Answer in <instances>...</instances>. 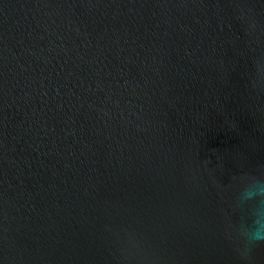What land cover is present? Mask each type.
Masks as SVG:
<instances>
[{
  "label": "water",
  "instance_id": "95a60500",
  "mask_svg": "<svg viewBox=\"0 0 264 264\" xmlns=\"http://www.w3.org/2000/svg\"><path fill=\"white\" fill-rule=\"evenodd\" d=\"M264 0H0V264H264Z\"/></svg>",
  "mask_w": 264,
  "mask_h": 264
},
{
  "label": "clouds",
  "instance_id": "9594fccd",
  "mask_svg": "<svg viewBox=\"0 0 264 264\" xmlns=\"http://www.w3.org/2000/svg\"><path fill=\"white\" fill-rule=\"evenodd\" d=\"M251 242H264V230H253L250 236Z\"/></svg>",
  "mask_w": 264,
  "mask_h": 264
}]
</instances>
